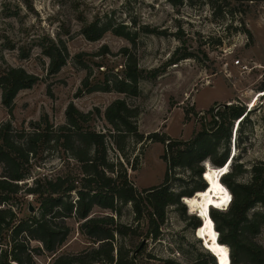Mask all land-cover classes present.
Wrapping results in <instances>:
<instances>
[{"label": "rangeland", "instance_id": "374dc122", "mask_svg": "<svg viewBox=\"0 0 264 264\" xmlns=\"http://www.w3.org/2000/svg\"><path fill=\"white\" fill-rule=\"evenodd\" d=\"M106 13L115 22H123L129 29L138 31L134 43L111 31L95 41L87 40L80 33L84 23L95 17L103 18ZM143 25L162 33H145L141 29ZM58 38L65 41L69 55L66 64L51 75L47 73L49 58L42 53L41 45ZM9 44L14 48H9ZM104 46L109 52L103 50ZM124 47L129 48L139 67L159 68L160 74L141 80L137 96L116 91L78 94L86 70L75 64L74 56L84 53L80 58L90 66V82L97 83L107 74L123 77L127 58L122 51ZM21 50L26 53L25 57ZM1 55L8 64L23 67L39 80L17 93L11 116L2 104L0 89V122L10 119L15 128L30 129L31 123L47 114L50 122L61 125L66 121L65 109L70 102L81 111H92L89 126L107 135L109 159L121 158L129 180L139 192L163 182L164 144L149 140L138 143L129 137L124 161L108 136L112 128L104 117L106 107L117 98H124L138 108V131L145 137L157 132L177 141L189 140L203 124L211 130V111L215 105L228 102L244 106L245 111H251L239 122L238 129L233 121L236 139L234 148L231 140L230 154L234 158L229 169L240 164L243 171L236 176V181L248 183L252 178L251 166L264 161V95L253 101L264 90V0H182L176 6L168 0H0ZM174 60L176 63H172ZM1 65L0 60V68ZM96 109L100 115L95 113ZM222 110L219 107L215 112ZM233 131L231 128L232 138ZM184 147L181 143L173 146L168 155ZM224 149L220 140L217 154ZM49 154L31 177L23 181L27 186L35 177L79 174V164L62 148L49 150ZM208 177L207 173V183ZM168 180L174 192L189 190L196 181L182 167L169 172ZM76 199L72 191L69 200ZM41 201L40 196L19 192L0 207H10L15 212V225L19 220L29 221L32 216L39 218ZM180 203L166 208L165 221L159 225L156 238L148 234L151 227L145 207L142 217L136 219L130 202L120 203L118 214L95 205L88 217L112 216L115 222L128 227L124 229L125 234H115V245L127 256H133V251L144 241L134 254L136 264H163L166 258L180 264H199L196 263L201 260L198 256L206 249L187 219L194 212H189L183 201ZM50 220L68 226L66 239L55 252L45 250L38 240H28L30 260L23 254L25 264H50L55 256L78 254L96 245L81 230L82 221L74 216ZM23 238L25 234L17 236L19 240ZM254 240L262 243L263 232L255 235ZM0 242V264H17L10 256L12 228L3 232Z\"/></svg>", "mask_w": 264, "mask_h": 264}, {"label": "trees", "instance_id": "16d2710c", "mask_svg": "<svg viewBox=\"0 0 264 264\" xmlns=\"http://www.w3.org/2000/svg\"><path fill=\"white\" fill-rule=\"evenodd\" d=\"M168 1L173 6L182 3V0ZM112 19L110 13H106L103 18L95 17L81 26L80 33L87 40L95 41L105 32L111 31L134 43L138 31L131 30L125 23ZM141 29L145 33H162L148 25H143ZM9 48H14V45L9 44ZM41 50L49 58L48 74L57 73L66 64L69 54L62 38L42 44ZM103 50L109 52L105 46ZM122 51L126 52L127 57L123 77L107 74L102 82L97 83L90 82V66L80 58L84 53L76 54L75 64L86 70L77 93L116 91L137 96L141 80L155 78L160 74L159 68L145 70L139 67L135 56L130 55L129 48L124 47ZM21 55L26 56L24 50H21ZM186 57L188 56L182 58ZM0 60L1 101L11 116L17 93L22 89L31 88L39 77L21 66L8 64L2 55ZM172 63H176V60ZM250 111H245L244 106L234 104H229L222 112L211 111L214 128L207 129L203 124L201 130L189 140L177 141L157 132L145 137L138 131V108L127 103L124 98L114 99L106 107L104 117L112 128L108 136L124 161L126 160L124 148L129 137L138 143L149 140L164 144L162 155L166 162L164 180L160 185L145 188L140 192L129 180L121 158L120 160L116 158L115 161L109 159L107 135L89 126L93 117L92 111H81L70 102L65 109L66 121L61 125L50 122L47 114L31 123L30 129L24 127L17 129L10 119L0 122V205H6L7 201L19 192L42 197L41 216L39 218L32 216L29 221L19 220L15 225L13 224L15 212L10 207H0V241L3 232L12 228L13 245L10 256L17 264H25L23 254L30 260L28 240H38L45 250L55 252L66 239L69 228L64 222L60 225L51 222L50 219L64 220L74 216L82 221L81 230L92 238L96 245L78 254L55 256L50 264H136L134 251L138 247L133 251V256H127L120 246L115 245V234H125L124 229L128 227L115 222L112 216L88 217L93 206L118 214L119 204L130 202L136 219L142 217L145 207L151 227L148 234L151 238H156L159 234V225L165 221L166 208L170 205H181L180 201H183L184 197L193 196L208 184L205 163L220 168L230 158L233 121L237 122L238 129L239 122ZM95 113L100 115L98 109ZM235 139L236 137L232 141L233 147ZM220 140L225 149L218 155L216 149ZM180 143L185 147L176 148L174 153L168 155L173 146L176 147ZM57 148H62L79 164V174L43 179L35 177L32 184L27 186L23 181L30 178L35 168L49 157V150ZM233 158L234 154L230 158V163ZM127 162L129 164V159ZM130 167L135 169L133 164H130ZM181 167L188 169L189 176L195 177L196 181L191 189L174 192L169 187L168 174L173 169ZM241 167L237 164L219 178L230 192L231 199L225 209L210 207L209 216L218 232V241L230 248V264H264V161L251 166L252 178L248 183L236 181V176L243 171ZM72 191H75L77 196L74 202L69 200ZM257 206L260 209L255 210ZM193 214L187 219L192 227L197 229L202 221L197 214ZM260 232H263L262 243L254 240V236ZM20 234H25V238L17 239ZM198 258L201 259L196 262L199 264L217 263L214 255L207 249L200 253ZM163 264L180 263L166 258Z\"/></svg>", "mask_w": 264, "mask_h": 264}, {"label": "bare ground", "instance_id": "6f19581e", "mask_svg": "<svg viewBox=\"0 0 264 264\" xmlns=\"http://www.w3.org/2000/svg\"><path fill=\"white\" fill-rule=\"evenodd\" d=\"M260 95H262V92L257 94L254 101H256ZM229 165L230 162H227L225 166L219 168L213 167L206 162L205 168L209 176L206 188L202 191L195 192L191 197L183 198V202L189 209V212L199 214L197 216L200 219L203 218L201 219V225L195 230V236L201 239L203 247L214 255L217 262L216 264H230V255L229 247L218 241V232L209 216V208L225 209L228 206L231 194L228 189L222 185L219 177L225 173V170L228 171Z\"/></svg>", "mask_w": 264, "mask_h": 264}, {"label": "water", "instance_id": "95a60500", "mask_svg": "<svg viewBox=\"0 0 264 264\" xmlns=\"http://www.w3.org/2000/svg\"><path fill=\"white\" fill-rule=\"evenodd\" d=\"M229 104H230V103H228V102L217 104V105L214 106L213 111L215 112L216 109H218L219 107L226 108ZM227 161H228V159L226 160V162L224 163L223 166L226 165ZM206 186H207V185H206ZM206 186H205V188H206ZM205 188H204V189H205ZM29 210H32V208L29 207ZM207 213H208V210H207ZM197 215H199V214H197ZM207 216H208V215H207ZM201 219H203V218H201ZM143 243H144V241H143V242L138 246V248L134 251V254H136V253L139 251V249L141 248V246L143 245Z\"/></svg>", "mask_w": 264, "mask_h": 264}, {"label": "built area", "instance_id": "2783aa9c", "mask_svg": "<svg viewBox=\"0 0 264 264\" xmlns=\"http://www.w3.org/2000/svg\"><path fill=\"white\" fill-rule=\"evenodd\" d=\"M235 63H239V60L237 59V60H235ZM264 95V90H263V92H262V95H260V96H263ZM255 98H256V96H255ZM255 100V99H254ZM253 100V101H254ZM251 107V105H249L248 106V109ZM247 111V110H246ZM237 123V122H236ZM235 131H236V128L234 127V131H233V138H232V141H234V138H235ZM231 198V197H230Z\"/></svg>", "mask_w": 264, "mask_h": 264}]
</instances>
